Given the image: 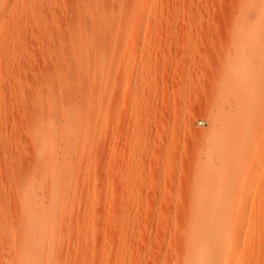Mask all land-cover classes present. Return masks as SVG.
I'll return each mask as SVG.
<instances>
[{
  "label": "rangeland",
  "instance_id": "rangeland-1",
  "mask_svg": "<svg viewBox=\"0 0 264 264\" xmlns=\"http://www.w3.org/2000/svg\"><path fill=\"white\" fill-rule=\"evenodd\" d=\"M0 264H264V0H0Z\"/></svg>",
  "mask_w": 264,
  "mask_h": 264
},
{
  "label": "bare ground",
  "instance_id": "bare-ground-1",
  "mask_svg": "<svg viewBox=\"0 0 264 264\" xmlns=\"http://www.w3.org/2000/svg\"><path fill=\"white\" fill-rule=\"evenodd\" d=\"M211 238H210V241L206 244H202L201 246H199V250L197 249V251L195 252V256L196 258L198 259H207V256H208V251H209V248L211 247V244L213 243H217V240L219 241L220 239V235H221V226H220V223L218 221V219H215L212 223H211ZM211 239H214L211 241Z\"/></svg>",
  "mask_w": 264,
  "mask_h": 264
}]
</instances>
